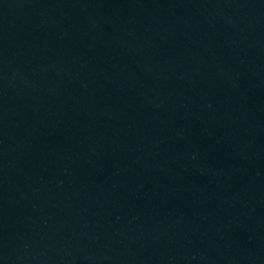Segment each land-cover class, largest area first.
I'll return each instance as SVG.
<instances>
[{
	"label": "water",
	"instance_id": "1",
	"mask_svg": "<svg viewBox=\"0 0 264 264\" xmlns=\"http://www.w3.org/2000/svg\"><path fill=\"white\" fill-rule=\"evenodd\" d=\"M0 264H264V0H0Z\"/></svg>",
	"mask_w": 264,
	"mask_h": 264
}]
</instances>
